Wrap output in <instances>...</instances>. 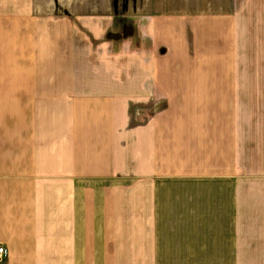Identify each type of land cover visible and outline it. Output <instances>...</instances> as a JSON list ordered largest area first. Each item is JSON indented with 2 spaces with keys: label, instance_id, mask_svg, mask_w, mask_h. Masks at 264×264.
<instances>
[{
  "label": "crops",
  "instance_id": "crops-1",
  "mask_svg": "<svg viewBox=\"0 0 264 264\" xmlns=\"http://www.w3.org/2000/svg\"><path fill=\"white\" fill-rule=\"evenodd\" d=\"M148 4L0 0V264H264V0Z\"/></svg>",
  "mask_w": 264,
  "mask_h": 264
},
{
  "label": "rangeland",
  "instance_id": "rangeland-1",
  "mask_svg": "<svg viewBox=\"0 0 264 264\" xmlns=\"http://www.w3.org/2000/svg\"><path fill=\"white\" fill-rule=\"evenodd\" d=\"M79 1V0H78ZM94 0H84L85 4H91ZM132 0H111L113 10H117L118 14L129 13L132 14V7H131ZM126 4L125 7H122L123 4ZM156 2H152L149 0L148 6L150 7L149 10L159 11H187L193 12L201 10L200 7L196 5V0H157V6L154 4ZM153 5L155 7H153ZM56 12V11H55Z\"/></svg>",
  "mask_w": 264,
  "mask_h": 264
},
{
  "label": "built area",
  "instance_id": "built-area-1",
  "mask_svg": "<svg viewBox=\"0 0 264 264\" xmlns=\"http://www.w3.org/2000/svg\"><path fill=\"white\" fill-rule=\"evenodd\" d=\"M6 256V249L3 246H0V259Z\"/></svg>",
  "mask_w": 264,
  "mask_h": 264
}]
</instances>
